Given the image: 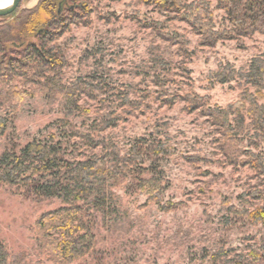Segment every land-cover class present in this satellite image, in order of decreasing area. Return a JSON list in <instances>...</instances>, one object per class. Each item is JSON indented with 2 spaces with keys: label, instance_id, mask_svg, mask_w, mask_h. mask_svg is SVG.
<instances>
[{
  "label": "rangeland",
  "instance_id": "obj_1",
  "mask_svg": "<svg viewBox=\"0 0 264 264\" xmlns=\"http://www.w3.org/2000/svg\"><path fill=\"white\" fill-rule=\"evenodd\" d=\"M89 1L93 8L89 22L72 24L54 41L66 59L54 80L85 91L79 92L72 124L93 137L115 140L121 152L144 137L170 153L158 161L162 202L149 200L137 188L127 189L129 179L121 182L114 189L116 210L111 215L89 212L94 249L70 264H213L212 255L220 251L227 254L223 258L227 264H246L251 249L264 243V226L230 216L226 209L262 205V199L245 193L259 190L264 197V175L227 160L218 145L221 139L227 144L232 139L220 133L221 127L205 111L238 99V83L217 82L214 72L226 63L245 66L262 54L264 34L200 46L187 23L138 0ZM36 3L22 0L18 10ZM215 5L211 1L216 29L229 28L224 12ZM158 31L169 33L174 42L162 39ZM27 38L36 39L33 34ZM33 89L20 77L0 83V115L8 119L0 153L10 142L19 148L46 136L64 115L60 95ZM25 90L33 94L20 99L9 94ZM169 98L171 104L162 101ZM188 98H197L200 107L189 108ZM107 117L115 118L116 124L100 131ZM249 149L263 151L264 145ZM70 150L80 151L78 157L83 158L101 148L92 150L72 139ZM167 202L172 208L162 210L159 206ZM61 205L57 199L27 197L0 183V240L10 254L22 255L25 264H54L39 247L36 221Z\"/></svg>",
  "mask_w": 264,
  "mask_h": 264
},
{
  "label": "trees",
  "instance_id": "obj_2",
  "mask_svg": "<svg viewBox=\"0 0 264 264\" xmlns=\"http://www.w3.org/2000/svg\"><path fill=\"white\" fill-rule=\"evenodd\" d=\"M138 1L187 23L199 37L200 46L211 47L221 40L264 34V0ZM211 1L224 12L229 28L216 29ZM19 5L9 15L0 17L11 18L10 22H0V83L7 84L20 77L33 85V91L60 95L65 101V113L54 122V131L46 136L32 138L19 148L10 142L0 153V183L21 190L27 197L60 201L61 206L39 215L36 221L38 244L54 264H70L94 249L95 234L89 212L111 215L116 210L114 189L121 182L129 179L127 189L137 188L149 200L158 205L162 202L163 177L158 161L170 152L159 142L148 143L144 137L121 152L115 140L93 137L75 129L72 124L70 118L78 108L79 92L85 91L54 80L53 76L66 65L65 56L54 41L72 24L89 22L88 16L93 10L89 0H37L33 7L22 10H18ZM32 34L35 40L27 38ZM158 35L169 42L175 40L169 33L158 31ZM214 79L220 83L236 81L240 87L238 99L224 108L205 111L206 115H211L212 123L221 127L220 133L232 139L228 144L221 139L218 146L229 162L248 166L258 176L264 175V150L249 149L264 145V102H261L264 52L250 58L242 67L236 68L229 63L221 65L214 72ZM31 90L9 94L20 99L23 94L32 95ZM188 99L189 108L200 107L197 98ZM162 101L172 103L170 98ZM7 120L0 115V136L6 132ZM101 124L100 131L114 126L116 120L107 117ZM72 139H78L92 150L100 147L101 151L79 158V154H83L80 151L75 154L72 150L67 151ZM147 161L149 163L145 165ZM245 195L262 199L263 204L252 209L229 205L228 215L245 217L249 223L264 226L262 191ZM244 202L248 200L244 199ZM159 207L170 210L172 204L167 202ZM250 252L246 264H264V243ZM226 255L224 251L213 254V264L221 260L227 264L223 259ZM22 257L11 255L0 240V264H25Z\"/></svg>",
  "mask_w": 264,
  "mask_h": 264
},
{
  "label": "water",
  "instance_id": "obj_3",
  "mask_svg": "<svg viewBox=\"0 0 264 264\" xmlns=\"http://www.w3.org/2000/svg\"><path fill=\"white\" fill-rule=\"evenodd\" d=\"M22 0H9V3L3 7H0V17L9 15L10 13H12L17 6L20 4ZM60 5H59V9L58 12H60Z\"/></svg>",
  "mask_w": 264,
  "mask_h": 264
},
{
  "label": "bare ground",
  "instance_id": "obj_4",
  "mask_svg": "<svg viewBox=\"0 0 264 264\" xmlns=\"http://www.w3.org/2000/svg\"><path fill=\"white\" fill-rule=\"evenodd\" d=\"M9 3V0H0V7H3Z\"/></svg>",
  "mask_w": 264,
  "mask_h": 264
}]
</instances>
